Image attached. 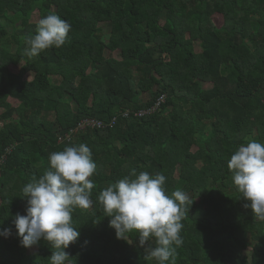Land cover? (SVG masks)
Returning <instances> with one entry per match:
<instances>
[{
	"label": "trees",
	"instance_id": "obj_1",
	"mask_svg": "<svg viewBox=\"0 0 264 264\" xmlns=\"http://www.w3.org/2000/svg\"><path fill=\"white\" fill-rule=\"evenodd\" d=\"M37 11L71 31L63 46L29 58ZM0 110V229L11 230L0 237V264H49L51 245L41 240L30 254L13 221L49 155L81 143L97 168L93 206L72 213L80 237L65 250L71 264H157L138 233L116 238L98 200L133 170L163 174L169 195L183 190L194 202L175 264H264V221L244 212L228 168L240 145L264 143V0H0ZM86 119L116 123L72 134Z\"/></svg>",
	"mask_w": 264,
	"mask_h": 264
},
{
	"label": "clouds",
	"instance_id": "obj_2",
	"mask_svg": "<svg viewBox=\"0 0 264 264\" xmlns=\"http://www.w3.org/2000/svg\"><path fill=\"white\" fill-rule=\"evenodd\" d=\"M70 31V23L59 15H46L39 19L36 34L25 37L26 55L31 58L51 47L63 46ZM48 159L49 169L23 187L26 214H17L13 223L22 247L31 248L44 240L53 249L49 264H71L65 250L80 237L73 226L72 213L77 208L93 206L91 191L95 185L90 178L97 166L90 148L83 143L53 152ZM228 168L247 202L244 207L264 221V143L249 140L240 145L231 155ZM165 181L163 174H137L133 170L130 176L107 186L98 200L111 218L109 226L118 240L127 241L129 234L138 233L139 246L148 245L147 259H154L157 264H175L177 248L184 243L182 220L190 210L188 205L194 202L183 190L169 195ZM10 234V229H0V237ZM152 239L154 247L149 243Z\"/></svg>",
	"mask_w": 264,
	"mask_h": 264
},
{
	"label": "rangeland",
	"instance_id": "obj_3",
	"mask_svg": "<svg viewBox=\"0 0 264 264\" xmlns=\"http://www.w3.org/2000/svg\"><path fill=\"white\" fill-rule=\"evenodd\" d=\"M39 19H41V14L37 11V12H35L34 15H33L32 22H33V23H38ZM214 22H215V24H216L218 27H221V26L224 24L223 18H222L221 16H215V17H214ZM196 52H197V53H201V52H202V49H201V46H200V42H196ZM108 56L120 59V55H119V53H110V52H109V53H108ZM24 64H25V63H24ZM24 64H23V65H24ZM11 69H12V71H13L14 73L17 74V73L20 72L21 67H18V68L12 67ZM34 77H35V75H34L33 73H30V74H28V75L25 77V79L28 80V81H33V80H34ZM211 87H212L211 84H205V85H204V88H206V89H207V88H211ZM146 99H148V96L146 97ZM10 103H11L14 107H18V106H19V102L16 101V100L10 99ZM2 112H3V110H0V113H2ZM195 151H196V149H195ZM31 175H32V171L29 172L28 176H31ZM249 210H250V208H244V212H245V213H249ZM36 252H37V248H36V247H31V248H30V252H29L30 254H33V253H36Z\"/></svg>",
	"mask_w": 264,
	"mask_h": 264
},
{
	"label": "built area",
	"instance_id": "obj_4",
	"mask_svg": "<svg viewBox=\"0 0 264 264\" xmlns=\"http://www.w3.org/2000/svg\"><path fill=\"white\" fill-rule=\"evenodd\" d=\"M163 102H164V99H161L157 103V105L155 107H153L151 110L140 112V113L137 114V116L144 117L145 115L152 114V113L156 112ZM124 116L128 117L129 115H128V113H126ZM115 123H116V120H112L110 123L105 124V122L98 121V120H95V119H86V120H83L82 122H80L77 125L78 126L77 129L72 131V134H75V133H77L79 131H84V130H87V129L104 130L106 128H113ZM67 138L70 139V136L67 135Z\"/></svg>",
	"mask_w": 264,
	"mask_h": 264
}]
</instances>
